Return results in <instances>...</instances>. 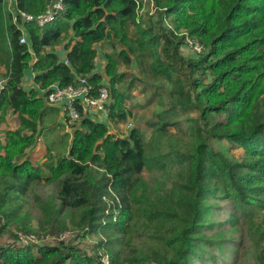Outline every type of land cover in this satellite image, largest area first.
<instances>
[{
    "label": "trees",
    "instance_id": "16d2710c",
    "mask_svg": "<svg viewBox=\"0 0 264 264\" xmlns=\"http://www.w3.org/2000/svg\"><path fill=\"white\" fill-rule=\"evenodd\" d=\"M53 1L16 5L37 17ZM151 1L164 18L146 27L136 10L143 0H62L66 11L43 28L18 19L29 41L21 45L0 0L7 65L0 121L9 112L18 119L0 138V234L13 236L0 247V264H106L104 257L108 264H264V0ZM70 33L65 65L47 49ZM97 45L107 63L108 119L131 116L136 83L145 105L155 102L145 129L118 136L83 115L71 125L65 155L51 159L47 151L49 161L33 164L27 153L46 109L38 91L74 86L79 76L97 90ZM29 48L39 90L27 92ZM70 229L97 240L85 250L63 240L27 245L18 236Z\"/></svg>",
    "mask_w": 264,
    "mask_h": 264
},
{
    "label": "rangeland",
    "instance_id": "374dc122",
    "mask_svg": "<svg viewBox=\"0 0 264 264\" xmlns=\"http://www.w3.org/2000/svg\"><path fill=\"white\" fill-rule=\"evenodd\" d=\"M138 13L140 15H142L141 20L143 21V25L146 27H148V24L153 23L154 20H155V23L158 24L160 21L159 19L162 20V17H163V15L160 14L161 12H159L158 10L155 9L154 4L151 0H145L143 2L142 8L139 9ZM130 34L132 36L136 35V31L133 27L130 28ZM188 47H190V44ZM97 48H98V46H97ZM110 51H111V49H109V52ZM181 52L184 56L192 55L191 54L192 52H191V50H189V48L183 49ZM99 61H101V60H99ZM103 62L105 63V60H103ZM119 71L120 72L128 71L132 75H138V74H136L137 70L135 69V67L133 68V70L132 69L131 70L130 69L125 70L121 65L119 67ZM141 87H142V85H141ZM141 87L139 85H137L136 83L133 84V86L129 92L131 94V100H129L126 104L128 111H130V113H131V116H129L126 121L119 123L120 125L118 127H114V129H113L114 131L111 129V122H109L105 118V116H107L106 112H103V114L100 115L99 121H97V122H100V123H102L101 121L106 122L108 124L110 133L115 132L114 134H116L118 136H126L129 133V131L136 126L142 128V129H145V121L150 118L151 111L153 109V105L155 102H152L149 106L145 105V96L143 97L142 94L139 92V89H138ZM49 112H50L49 116L44 117L43 118L44 120H42V123H41V127L43 128L42 129L43 130V139H42V137L38 138L36 140L35 145L27 153V158L30 159V161H32L33 164H35V165L36 164L42 165L46 161H49V158L46 157L47 151L51 154V156H52L51 159H56L62 155H65L67 150H68V147L70 145L71 125L68 123L66 124V122L64 121V117H63L61 121H64V126L66 125L67 128L66 127H65V129L62 128L63 126L58 124V120H60L61 116L58 113L55 114L52 111H49ZM8 114L11 115L10 112ZM11 116L14 117L13 121L11 118L5 119L4 123L0 126V128L6 127V128L10 129V128L15 127V124L18 122V119H17V117H15L13 115H11ZM47 117H48V119H47ZM13 122H14V124H13ZM129 124H131L130 128H128ZM65 130H67L68 133L65 132ZM149 135H150V130H148V129L145 130L144 136L146 138H148ZM231 153H232V155H234L237 158L241 157V155H242V152L240 150H236V149H232ZM144 176L147 177L148 172L145 171ZM31 215L37 216L38 213L35 210H31ZM31 223L33 224V227L37 226L35 220H32ZM32 233L35 235H39V233H37L35 231ZM9 235H10L9 233H3V235L0 234V247L2 245H9L13 241V239L11 238L13 236L10 237ZM50 237H55L56 239H62L63 241L75 243L81 249H85V250H90V245L93 244L94 242H96V240H97L96 236H91L89 238H84V239L80 238L77 236V233H75L71 229L61 233L60 235L50 236ZM41 238H42V236L39 237V240ZM56 242H58V241L55 240L52 243H49V242L39 243L38 245H41V246L51 245V244H55ZM15 245H18V244L15 243ZM105 260H106V258L104 257L103 261H105Z\"/></svg>",
    "mask_w": 264,
    "mask_h": 264
},
{
    "label": "built area",
    "instance_id": "2783aa9c",
    "mask_svg": "<svg viewBox=\"0 0 264 264\" xmlns=\"http://www.w3.org/2000/svg\"><path fill=\"white\" fill-rule=\"evenodd\" d=\"M145 1V0H144ZM138 7V4L136 5ZM66 11L62 0L53 1L48 4L46 11L40 16H31L23 13L19 10L15 12L13 22L17 26V29L22 33L24 28L18 22V19L24 22L36 23L38 27H43L47 24L52 23L57 17L61 16ZM19 44L26 45V36L22 33L18 39ZM190 46L196 51H199V47L194 45L193 42H189ZM65 65H69L67 59L63 61ZM7 84L6 77H0V101L2 93ZM44 94V100L46 105L59 107L63 113L64 121L66 124L78 123L83 115L90 116L92 114H99L106 112V105L111 101L110 88L107 82L104 80L97 90L95 86L90 84L87 76H79L76 79V85L67 87H59L57 84L51 85L48 91L42 90ZM131 124H129V127ZM19 240L23 244H39V243H52L57 240L55 237L49 235L42 237L40 240L35 234L23 235L18 234Z\"/></svg>",
    "mask_w": 264,
    "mask_h": 264
},
{
    "label": "crops",
    "instance_id": "0c3cea01",
    "mask_svg": "<svg viewBox=\"0 0 264 264\" xmlns=\"http://www.w3.org/2000/svg\"><path fill=\"white\" fill-rule=\"evenodd\" d=\"M2 10H3L4 15L8 13L11 16V18L13 19L14 15H15V12L18 10L17 9V5H16V0H2ZM22 33L26 36L27 43H29V41H28V35H27V32L25 31V29H24V31L22 29ZM70 40H73L72 33L69 34V37L67 36V39L63 43H61V44H59L57 46H54L53 48L47 49V51L56 53L58 55L59 60L63 62L66 59L67 53H68V48L66 47V44ZM74 41H75V39H74ZM8 44H7V47H8ZM3 46L0 44V48H2ZM97 46H98V48H97ZM97 46H96V48H97L98 51H97V57H96L95 62H94L95 67H94L93 73L101 74V75H103V79H105L106 77L104 76V72H105V67H106L107 63H106V60L104 59V56H103V53H102L103 51H101V49H100V45H97ZM28 51L33 56L32 49L29 48ZM99 60H101V61H99ZM103 60H105V63L103 62ZM33 62H34V56H33V60L28 65L29 67H27V69L24 71L23 78H22V82H21L22 88L24 90H26L27 92L30 91V90L31 91L32 90H35V91L36 90H39V87L34 82V72L32 70V64H33ZM6 72H7L6 60H5V57L3 55V51L0 50V77H4L7 74ZM38 92H39L38 93L39 96L42 97V98H44L43 92L42 91H38ZM45 107H46V109H45V114H44L43 118L46 117V116H49V113H50L49 111H52L55 114L58 113L61 116L60 120H58V124L62 125L63 126L62 128H64V129H65V127L67 128L66 125L64 126V121H61L62 118H63V113L61 112V110H60L59 107L49 106V105H46V103H45ZM106 113H107V111H106ZM101 114H103V113L92 114L89 117H90V119L92 121L97 122V121H99V117H100ZM11 115L7 114L5 116V118H4V121L7 118L8 119L11 118L12 121H13V118L14 117H12ZM105 118H106V120H108L109 122H111L108 119L107 116H105ZM47 119H48V117H47ZM4 121H0V126L4 123ZM101 122L102 123H105L108 126V124L106 122H104V121H101ZM13 124H14V122H13ZM119 125H120L119 123L118 124H115V122H111V129L113 130L114 127H118ZM17 126H18V122L15 124V127H13V128H10V129L9 128H6V127L0 128V138L2 139V137L4 136V133L7 130H13V129L17 128ZM65 132L68 133L67 130H65ZM41 137L43 139V130H40V132L38 133V138H41ZM70 142H71V138H70ZM37 165H39V164H37Z\"/></svg>",
    "mask_w": 264,
    "mask_h": 264
},
{
    "label": "clouds",
    "instance_id": "9594fccd",
    "mask_svg": "<svg viewBox=\"0 0 264 264\" xmlns=\"http://www.w3.org/2000/svg\"><path fill=\"white\" fill-rule=\"evenodd\" d=\"M143 2H144V1H143ZM136 7H137V6H136ZM136 10L139 11V8L137 7ZM139 15H140V14H139ZM57 18H58V17H57ZM57 18H56V19H57ZM56 19H55V20H56ZM55 20H54V21H55ZM54 21H53V22H54ZM53 22H52V23H53ZM47 25H49V24H47ZM45 26H46V25H45ZM45 26H43V27H45ZM43 27H42V28H43ZM95 47H96V46H95ZM104 80L107 82V79H106V78L103 79V81H104ZM101 84H102V83H101ZM107 84H108V82H107ZM108 85H109V84H108ZM106 111H107V107H106ZM88 117H89V116H88ZM76 124H77V123H76ZM70 125H73V124H70ZM130 127H131V126H130ZM130 127L128 126V128H130ZM104 262H105L106 264H108L107 259H106Z\"/></svg>",
    "mask_w": 264,
    "mask_h": 264
}]
</instances>
